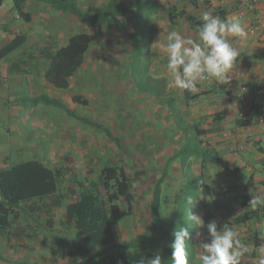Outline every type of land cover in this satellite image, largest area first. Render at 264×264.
<instances>
[{
  "label": "crops",
  "instance_id": "0c3cea01",
  "mask_svg": "<svg viewBox=\"0 0 264 264\" xmlns=\"http://www.w3.org/2000/svg\"><path fill=\"white\" fill-rule=\"evenodd\" d=\"M256 1V10L242 17L234 0H196L194 6L198 7V11L192 10L189 3L188 7L193 13L210 20L211 27L231 47L228 52L208 51L197 30L184 21L171 24L166 14H160L154 23L151 48L144 54L148 59V74L151 79L158 80L163 90L159 97L138 90H133L131 95L128 90L134 86L131 80L129 83L125 80L130 79L127 76L128 65L132 61L130 32L134 30L129 17L102 29H85L68 14H61L48 4L34 0L26 2L24 6V10L31 15L29 21H24L11 2L5 1L0 6V74L6 78L0 80V170L35 159L48 166L61 167L65 160L69 163L76 158L86 159L87 154H107L112 143L117 148H123L121 143L124 141L109 128L108 114L103 111L112 104L121 105L124 111H128L130 121L137 116L155 127L159 123L161 127L152 130L151 134L160 136L159 141H169L174 116L168 102L175 98L176 111L180 113L185 127L179 130L181 133L176 131L181 141L180 147L186 143V137L195 135L194 125L197 123L200 130L209 131L201 138L229 163L230 171L214 165L208 168L221 172V177L211 175V180L215 183L213 186H220L225 194V199L219 202L225 205L224 215L230 210L233 215L231 219L244 214L245 222L233 225L236 234L231 237L230 248L234 254V264H252L259 255L264 258V250L240 256L236 249L240 243L257 246L264 243V217L260 219L258 215V210L264 208V126L257 119L258 108L255 106L247 112V120L240 118L247 109L238 95L243 82L264 86V0ZM4 6L7 8L2 13ZM219 7L225 11V17L213 15L215 8ZM66 19H72V22L62 21ZM15 29H19L26 38L10 48V33ZM82 31H87L93 39L82 64L68 77V86L58 87L47 79L52 58L68 45L73 35ZM176 36L184 42L181 52H177L174 46ZM194 58L199 62L215 64L211 82L191 72ZM222 79L228 81L219 84ZM155 90L154 85V93ZM43 96L59 100L67 110L45 102ZM75 96L87 99L88 104L76 102ZM124 99H128L127 103L122 102ZM94 104L96 112L91 107ZM77 108H81L82 114L75 112ZM123 110L116 113L117 121L125 116ZM84 119L109 128L114 139L88 125ZM164 121L166 125H163ZM170 126V135L167 136V127ZM136 142L140 143L138 139ZM111 149L116 153L115 147ZM234 149H238L239 153H235ZM174 154L165 159L163 167L169 166L170 170ZM193 160L190 159L192 167ZM196 162L197 170L193 169V172L199 173L200 163ZM255 164L261 167L255 169ZM242 166L259 171L260 175L252 174L247 183L238 184L236 178ZM227 174L233 177L231 186L223 182ZM244 187L247 188L246 192ZM244 193H248L249 201L242 207V201L247 197L241 199L239 196ZM232 207L236 210H232ZM224 215L215 214L214 219L225 223L228 218ZM256 236L260 239L259 243Z\"/></svg>",
  "mask_w": 264,
  "mask_h": 264
},
{
  "label": "trees",
  "instance_id": "16d2710c",
  "mask_svg": "<svg viewBox=\"0 0 264 264\" xmlns=\"http://www.w3.org/2000/svg\"><path fill=\"white\" fill-rule=\"evenodd\" d=\"M5 1L0 0V6ZM28 1L31 0H13L11 3L24 21H29L31 17L24 10ZM34 1L44 2L55 11L68 14L85 29H102L128 17L133 22L134 14L144 17L143 20L150 29L146 34L148 50L154 37V23L163 13L171 24L184 21L197 30L208 51H231L225 39L211 27L210 20L201 18L189 9V3L195 5L196 0H107L95 11L85 10L81 6L82 0ZM213 15L225 17V11L220 7L215 8ZM135 29L134 25L133 33ZM10 36V48L24 42L26 38L19 29L13 30ZM136 38V34H133L130 40L132 55ZM92 39L87 31L73 35L68 45L62 47L52 58L46 73L47 79L58 87L66 88L68 77L82 64ZM139 53L145 54L141 50ZM132 61L135 60L132 58ZM148 72L149 64L145 69V73ZM181 73L184 75L182 69ZM131 77L135 84L133 73ZM152 81H155L154 84ZM150 82L151 87L137 90L159 97L163 90L160 89L158 80L153 79ZM154 85L156 94L153 92ZM43 100L67 110L59 100L47 96H43ZM74 100L80 104H88V100L82 96H75ZM175 102L173 98L168 106L176 112ZM83 121L112 137L110 129L104 125L89 119ZM194 126L196 139L189 141L188 137L172 158L180 159V170L186 176V182L170 197L165 192L169 166L162 168L152 188L150 220L141 233L129 237L116 234V227L120 222L133 216L136 211V205L130 196V178L123 165L108 164L100 169L97 179L92 180L88 177L79 179L70 166L52 167L35 159L0 170V237L5 245L12 247L13 243L21 244L27 237L40 235L29 230L33 227V222L35 226L49 233L50 254L60 259H78L75 264H234L230 245H221L212 251L204 244L198 246L197 239L201 233L211 232L212 229L219 233L226 229L228 234H232L233 225H240L245 219L244 214H240L235 216L231 224L214 222L213 208L218 203L214 197L218 193V186H212L205 181L206 170L208 166L214 165L230 171L229 163L201 138L209 131L200 130L197 123ZM190 159L200 163L199 173L193 172ZM185 169H188L187 173L184 172ZM68 173V180L63 185V177ZM244 190L246 192L247 188L244 187ZM247 194L239 196L241 199L247 197L243 199L242 207L249 201ZM121 200L125 201V206L120 204ZM169 203L173 204L172 211L165 215ZM58 207H64L65 210L59 225H56L52 215ZM263 209L258 210L260 219L264 217ZM199 210H202L201 217L197 214ZM39 212L49 214V217L41 220ZM259 241L256 236V242ZM0 261L11 264H45L27 259H7L1 251Z\"/></svg>",
  "mask_w": 264,
  "mask_h": 264
},
{
  "label": "rangeland",
  "instance_id": "374dc122",
  "mask_svg": "<svg viewBox=\"0 0 264 264\" xmlns=\"http://www.w3.org/2000/svg\"><path fill=\"white\" fill-rule=\"evenodd\" d=\"M106 1L107 0H82L81 6L85 10L95 11L98 9V7L101 4L105 3ZM168 1L178 2L179 0H168ZM6 2L12 3L13 0H6ZM6 6L2 7L1 9L2 13L5 12L7 8ZM197 8L198 7L191 4L192 10L198 11ZM68 18L71 17L68 16ZM143 18L144 17L141 18L138 17L136 14H134L132 18L136 31L134 33L132 31L130 33L132 35L136 34L137 38L135 40V43L133 42L134 55H132L131 58H133L135 61L134 62L131 61L130 64L128 65L129 70L127 76L128 77L130 76V79L127 78L125 79L128 83L131 80L132 84H134L133 78L131 77L132 73H133V77H135L136 79L135 81L136 85L134 84L132 89L130 88L128 89L131 95H133V90L137 91V89H145V87L147 86L151 87L150 81L153 80L151 79L149 74L145 73L146 66L148 65L147 62L148 59L146 55L139 53L140 50L142 52L148 51V42L146 39V34L148 31H150V29L148 26H146V23L143 20ZM62 21L69 23L72 22V19H68V20L66 19ZM177 37L178 36H176L174 40L175 49H176L177 40H180V38ZM198 62L199 60L197 59V63ZM127 100L124 99L122 100V102L127 103L126 102ZM95 105L96 104H94V106L91 107H93L94 111L96 112ZM106 109L107 110L103 108V111L104 114H108L107 119H108V124L110 125L109 128L112 130V132H114V134L119 135L122 138V140L124 141L123 143H121L123 144V148H117L115 143L110 142L112 144L111 145L109 144L110 149L107 154L106 153H104V155H98V153L87 154L86 159L76 158L75 160L69 163L67 162V160H65V162H62V166L63 167L70 166L72 168L73 174H75L79 179H84L85 177H88L92 180H96L100 169L105 165H108L110 163L112 164L114 162L125 165L131 183L130 196L134 204L136 205V211L133 216L120 222L119 226L116 227V234L122 237H129L130 235L141 233L148 226L150 220L149 206H150V201L152 199L153 185L157 177L160 175V172L164 166L163 164L165 162V159L170 155L174 154L181 146L180 144L181 141L178 139L176 135L177 133L176 131L181 133V131L183 130L182 129L183 124L180 119V113L178 111L176 112L173 111L172 112V115L174 116V121L172 123L173 127L172 128L171 126L167 127L168 130L166 133L167 136H169L170 128L173 129L172 137L170 138L171 136L170 135L168 139L169 141L171 139V142L163 139L159 141L158 139L160 138V136L156 137V135L151 134L152 130L156 131V128H159L160 126L159 123H158V127H155L154 124L152 125L146 124L143 118L137 116H135L136 120L134 118L133 119L134 121H130L129 112L124 111L123 110L124 108L121 105L112 104ZM126 109L128 110V108ZM119 110L120 112L121 110H123L124 113L122 114L125 116L124 117L122 116V119L117 121L115 118H116V113L119 112ZM75 112L82 114L81 108L75 109ZM130 112L133 111L130 110ZM135 113L136 115H138L137 112ZM140 115H142V113H140ZM165 123L166 122L164 121L163 125H166ZM135 125H138L139 127ZM161 130L164 131L163 128H161ZM93 133L96 134V131L94 130ZM135 136L140 141V143L136 142L137 139H135L136 138ZM133 137H135L134 138L135 141H133ZM164 138L166 139V136ZM194 138H195L194 135H190L188 139L190 141L191 139L192 140L196 139ZM127 139L131 140V142H129V140ZM185 139H187V137ZM149 140L152 141V143L149 142ZM114 147L116 153L111 151L112 150L111 148ZM179 162H180L179 158L170 162V170L168 173L169 176L167 178V183L165 185V192L167 194H170V197L174 196V194L178 192L180 188L183 186V184L186 182V176L181 172ZM192 164H193V167L191 166L192 170L196 169L198 163L195 160H193ZM260 167L261 165L259 164L254 165L255 169H259ZM239 170L240 171L238 174V178H236L238 184L242 182L247 183L250 180L252 174L256 176L260 175L259 171H256L247 166H242L240 167ZM184 172L187 173L188 169H185ZM205 175H206L205 181L207 180L208 184L213 186L215 185V183L211 179L213 177L215 178L216 176L218 178L221 177L220 176L221 172L219 173L218 171H214L212 168H207ZM211 175H213V177H211ZM68 177H69V173L66 174L65 177H63L62 180V182L64 183V184L62 183L63 185H65L66 183L65 181L68 180ZM223 182L226 183L225 178H223ZM227 186H231V185H227ZM216 191L218 193L216 194L214 199L215 200L217 199L218 203L216 206H214L215 208L213 209L215 210L216 216L217 215L223 216L225 212L224 209L226 210V208H224L225 205L223 203H219V202L225 199V194H223V191L220 186H218ZM120 204L122 206H125V201L121 200ZM172 205L173 204L171 203L168 204L165 210V215L166 214L169 215L171 213ZM54 210L55 211L54 214L52 213L53 214L52 218H54V220L56 221V225H59V221L63 217L65 209L64 207H58L55 208ZM232 210H236V209L232 207ZM39 214L41 220H45L46 218L49 217L48 216L49 214H46L44 212H39ZM197 214L199 217H201L202 210H199ZM224 216L228 218V220H226V223L231 224V222L233 221V219H231V217L233 218L231 210L229 213H226V215ZM214 222H219V221H216L214 219ZM31 224L33 225V227H31V229L29 228V230L40 235L33 236L32 238L27 237L25 240H23L21 244L13 243L14 245H12L11 247L9 245H5L3 238L0 237V248H1L0 251L5 258L27 259L32 261H38L45 264H75L77 261H79L78 259H73V258L60 259L57 257H53L50 254L49 238H48L49 233L47 231H44L42 228L35 226L33 222ZM213 230L214 229H212L211 232H207V231L203 232L201 233V235H199L197 239L199 247L202 244H204L208 250L212 251L221 245L228 244L232 246L231 237H233V234H236V230L232 234H228V231L226 229L221 230V232L219 233L214 232ZM240 231L241 232L243 231L242 228L240 229ZM64 233H67V231L64 230ZM0 264H11V263H8L6 261H0Z\"/></svg>",
  "mask_w": 264,
  "mask_h": 264
},
{
  "label": "built area",
  "instance_id": "2783aa9c",
  "mask_svg": "<svg viewBox=\"0 0 264 264\" xmlns=\"http://www.w3.org/2000/svg\"><path fill=\"white\" fill-rule=\"evenodd\" d=\"M236 4V9L238 11V14L242 17L246 15L247 13L254 12L257 7V1L256 0H234ZM176 49L178 52L183 51L184 49V42L181 40L177 41ZM215 64L210 63H204V62H198L197 58L193 59V66H192V73L200 78L205 80L206 82L212 81V70L214 69ZM6 79L5 76L0 74V80ZM228 80L222 79L220 80L219 84H224ZM239 99L240 101L244 102L246 104V109L241 114L242 120H247L248 115L247 112L252 107L258 108V121L264 126V86L260 85H250L247 82H243L239 87ZM248 96H250V101L247 100ZM235 153H239L238 149H234ZM226 185H232L233 177L231 174H227L225 176ZM264 214V209L262 211ZM239 255L244 256L246 254H254L258 252H262L264 250V243L261 245H251V244H243L240 243L236 246ZM252 264H264V258L259 255V257L253 262Z\"/></svg>",
  "mask_w": 264,
  "mask_h": 264
}]
</instances>
